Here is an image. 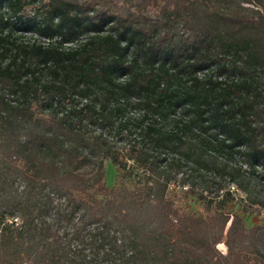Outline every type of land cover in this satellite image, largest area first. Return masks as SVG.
Listing matches in <instances>:
<instances>
[{
  "label": "trees",
  "instance_id": "16d2710c",
  "mask_svg": "<svg viewBox=\"0 0 264 264\" xmlns=\"http://www.w3.org/2000/svg\"><path fill=\"white\" fill-rule=\"evenodd\" d=\"M232 186L264 210V0H0V264H264Z\"/></svg>",
  "mask_w": 264,
  "mask_h": 264
},
{
  "label": "rangeland",
  "instance_id": "374dc122",
  "mask_svg": "<svg viewBox=\"0 0 264 264\" xmlns=\"http://www.w3.org/2000/svg\"><path fill=\"white\" fill-rule=\"evenodd\" d=\"M116 143V142H115ZM119 146V144L117 142ZM116 144V145H117ZM128 168L136 169V166L133 164L131 160H128ZM104 170H105V179L103 181V184L107 185L108 187H113L115 185H118L121 180L134 184V180L137 181V174L135 175L136 178L134 179L133 177H128V175H125V172L121 169L118 168L110 159H106L104 162ZM136 173L141 174L142 170H135ZM186 190V189H185ZM181 185H178V183H174L172 187L169 190V195L174 199L175 205L182 207L183 209L187 210H203V207L201 204L195 200V196L190 195L188 198L184 196V191H185ZM238 191L236 196L237 199L235 202L232 203V208L235 212L239 213L242 215L245 219L247 227H252L255 224H262L264 223V210L256 208L257 206H252L250 207L248 212H244L243 208L245 207V199L247 197V194L243 191ZM264 241V239H262ZM218 249L226 254L228 252V247L225 243L221 242L217 245ZM256 249V250H255ZM257 250H261L264 252V244L261 243L259 245H255L252 247V249L248 250L249 254L252 256L257 254Z\"/></svg>",
  "mask_w": 264,
  "mask_h": 264
},
{
  "label": "built area",
  "instance_id": "2783aa9c",
  "mask_svg": "<svg viewBox=\"0 0 264 264\" xmlns=\"http://www.w3.org/2000/svg\"><path fill=\"white\" fill-rule=\"evenodd\" d=\"M233 190H237V188L235 186H232Z\"/></svg>",
  "mask_w": 264,
  "mask_h": 264
}]
</instances>
